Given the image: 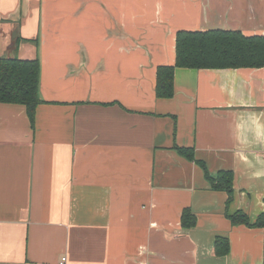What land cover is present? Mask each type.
Returning <instances> with one entry per match:
<instances>
[{"label":"crops","instance_id":"0c3cea01","mask_svg":"<svg viewBox=\"0 0 264 264\" xmlns=\"http://www.w3.org/2000/svg\"><path fill=\"white\" fill-rule=\"evenodd\" d=\"M0 15V52L39 60L42 99L33 123L0 103V264L264 263V226L231 218L264 214V66L176 67L174 95L156 91L178 31L264 35V0H0Z\"/></svg>","mask_w":264,"mask_h":264},{"label":"trees","instance_id":"16d2710c","mask_svg":"<svg viewBox=\"0 0 264 264\" xmlns=\"http://www.w3.org/2000/svg\"><path fill=\"white\" fill-rule=\"evenodd\" d=\"M3 21L0 15V24ZM264 66V35H245L241 30L208 29L180 30L177 33L176 63L173 66H161L157 73V96L170 98L174 95V73L176 67L185 68H260ZM40 62L37 58L21 59L4 56L0 52V103L23 104L31 122L36 108L42 102L39 95ZM179 152L193 159L194 149L180 147ZM233 173L222 171L217 178H211L215 187L229 192L231 201ZM236 224L264 226V214L255 223H251L244 212L231 216ZM182 223L190 228L196 225V217L190 209H185ZM230 251L228 240L216 239L215 252L225 255ZM264 264V263H263Z\"/></svg>","mask_w":264,"mask_h":264},{"label":"built area","instance_id":"2783aa9c","mask_svg":"<svg viewBox=\"0 0 264 264\" xmlns=\"http://www.w3.org/2000/svg\"><path fill=\"white\" fill-rule=\"evenodd\" d=\"M66 257H62V261H61V264H64L66 262Z\"/></svg>","mask_w":264,"mask_h":264},{"label":"rangeland","instance_id":"374dc122","mask_svg":"<svg viewBox=\"0 0 264 264\" xmlns=\"http://www.w3.org/2000/svg\"><path fill=\"white\" fill-rule=\"evenodd\" d=\"M10 54H11V50H9V51H5V55H9V56H11L12 54H11V55H10Z\"/></svg>","mask_w":264,"mask_h":264}]
</instances>
